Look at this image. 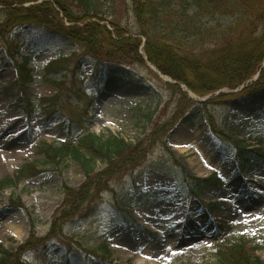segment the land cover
<instances>
[{"label": "rangeland", "instance_id": "rangeland-1", "mask_svg": "<svg viewBox=\"0 0 264 264\" xmlns=\"http://www.w3.org/2000/svg\"><path fill=\"white\" fill-rule=\"evenodd\" d=\"M201 1L210 0H158L161 15L157 29L149 33L161 34L166 40L172 36L171 41L176 46L178 41L187 53L212 49L234 21L211 17L199 9ZM96 2L105 24L115 21L134 35L142 32L134 0ZM4 22L0 12V29ZM0 36V155L11 154L7 169L0 170V245L17 254L16 264H25L21 246L33 230L40 238L58 235L48 252L40 248L27 254L26 264H65L69 253L82 254L87 264H95L97 256L111 264H136L137 260L144 264H219L220 252L240 241H252L264 261V159L253 153L261 150L264 154V106L249 108L251 98H241L239 106L207 105L193 123H171L180 95L145 60L129 67L110 64L103 83L95 84L91 81L93 62L87 60L78 77L75 69L82 52L72 56L76 50L61 48L43 31L25 28L8 37L0 32ZM25 57L32 58L34 82L27 84L24 103L18 105L3 88L17 78L15 62ZM62 58H69L70 69L54 75L64 82L62 90L57 100L43 103L58 92L45 80V68ZM27 102L35 104L32 113L25 107ZM52 109L57 115L48 116ZM76 118L98 136L116 135L137 145L136 157L141 160L134 169L121 167L120 175L110 182V191L94 196L74 220L56 227L58 210L65 203L64 187L81 188L86 178L72 161L58 168L45 165L39 147L63 143L69 136V121ZM168 122L172 127L163 140H153L155 130ZM240 148L245 151L241 153ZM203 163L207 169L198 167ZM27 165H37L41 174L17 179L18 171ZM104 167L99 162L96 171ZM209 177L218 185L205 187L191 180ZM8 179L14 185L3 189ZM250 190L258 193V200L243 212L241 204ZM185 206L194 207L195 222H205L201 238H194L197 243L191 247L177 248L171 240L161 245L165 237L184 232L177 227V218L179 208ZM235 210L243 212L240 217L230 216ZM16 226L21 228V239L14 232ZM155 228L158 232L151 235ZM185 229L187 236L189 228ZM174 248L177 255L171 252Z\"/></svg>", "mask_w": 264, "mask_h": 264}, {"label": "trees", "instance_id": "trees-1", "mask_svg": "<svg viewBox=\"0 0 264 264\" xmlns=\"http://www.w3.org/2000/svg\"><path fill=\"white\" fill-rule=\"evenodd\" d=\"M134 1L136 15L142 25L139 36L146 38L143 50L148 61L163 75L172 78L180 85H185L198 97L213 95L222 89L237 90L260 72L259 79L252 82L243 92L221 93L203 105L190 100L180 86L168 84L171 90L180 95L177 113L171 123L181 120L187 124L193 123L198 111L207 108V105L239 106L242 105L239 101L241 98H251L249 108L260 109L264 106V67H262L264 63V0L201 1L199 9L203 8V11L209 12L211 17H228L234 21L228 30L221 33L219 43L201 53H187L179 47L178 41L177 46L171 41L174 40L172 36L166 40L160 36L161 34L159 37L151 35L149 31L157 29L156 21L161 15L162 3L158 0ZM38 2L39 0H0L2 8L0 12L5 16L0 32L7 34L8 37L15 29L26 27L41 29L51 41L63 48H76L82 51L87 59L93 61L96 69L94 80L103 77L108 64L129 66L144 63L139 52L142 40L137 37L138 35L125 31L115 21L109 22L112 30L102 24L107 20L100 14L96 0H46L39 4ZM26 4L31 5L25 7ZM75 9H79V13ZM191 30L188 28V31ZM68 61V59L55 61L47 68L46 81L58 86L59 90H62L64 82L56 81L54 74L68 73L70 70ZM29 63L30 58H24L22 63L16 62L19 77L13 85L5 88V92L10 96L21 95V98L17 100L19 102H22L25 96L23 86L33 80L32 71L28 68ZM78 64L77 71L81 70L82 61L80 60ZM14 89L19 90L16 92L17 90ZM57 99L56 96L48 100ZM28 106L33 107L32 104ZM191 111L193 113L190 114ZM77 123H79L76 124L77 130L74 133L71 132L66 142L59 146L43 143L39 148L40 154L45 159V165L58 168L72 161L82 168L86 178L81 188L64 187L65 203L58 210L56 227L59 223L66 225L74 220L81 214L84 204L94 200V196L98 197L103 192L110 191V182L120 175L123 168L134 169L141 160L136 157L138 146L132 142L116 135L98 136L88 128L81 127L80 121ZM171 127L169 122L159 126L153 133L152 139L163 140ZM240 150L241 153L245 151L244 148ZM144 151L140 148V152ZM253 153L260 159L264 158L260 150H254ZM99 162H104L105 167L97 172ZM121 167L123 168L119 172ZM40 173L37 165H27L18 172L17 179L32 178ZM191 180L198 184L202 183L205 187L218 185L214 177L206 180L191 178ZM13 185L14 181L8 179L2 184V188H12ZM57 235L39 238L33 231L29 240L21 246L20 255L46 247ZM256 252L257 248L249 247V241H240L225 252H220L218 263L264 264ZM17 257L16 253L0 245V264H16ZM98 260L99 257L96 258V262L99 263Z\"/></svg>", "mask_w": 264, "mask_h": 264}, {"label": "bare ground", "instance_id": "bare-ground-1", "mask_svg": "<svg viewBox=\"0 0 264 264\" xmlns=\"http://www.w3.org/2000/svg\"><path fill=\"white\" fill-rule=\"evenodd\" d=\"M11 154H2L0 155V170L2 169H5L6 168V165H7V162L10 158ZM198 166V164H197ZM199 168H205L207 169L208 168V164L207 163H203V165H199L198 166ZM7 169V168H6ZM5 169V170H6ZM256 181V180H254ZM258 193L255 192V191H252L250 190L249 193H247L246 197L244 198V201H243V204H241L242 208H243V212H246L250 209V203L253 202L254 200H258L255 198V196L257 195ZM179 209H181V213L179 212V216L177 218V227L179 228H183L184 232L180 235H174V237H172L171 235H169L168 237H165V241L164 242H160L161 245L163 246H166V241L168 240H171V242H175V245L178 247L180 246H183V245H186L188 247H191L192 244L194 243V246H195V242L194 241V238H201V231L202 229L204 228V223L205 222H195V218L192 217V211L194 209V207H189V206H185V208L183 207H180ZM237 215L235 214H230V216H236V218L240 217L239 214L240 213H243V212H240L239 210H235ZM204 221L207 220V217H201ZM236 224V223H235ZM14 228V232L16 234V237L18 239H21V236L23 237L22 235V231H21V228L16 226V227H13ZM185 228H189V235H185L187 233V230ZM159 229V228H157ZM157 229H153V231H150V234L152 235L153 233H156L158 232ZM195 232V233H194ZM196 234V235H194ZM149 235V234H147ZM198 235V236H197ZM162 238V237H161ZM200 243V248H203L204 247V244L203 242H199ZM176 248H174L171 252L175 253L177 255V251H175ZM132 257V255H130V258ZM136 264H144V262L140 261V260H137L136 261Z\"/></svg>", "mask_w": 264, "mask_h": 264}, {"label": "water", "instance_id": "water-1", "mask_svg": "<svg viewBox=\"0 0 264 264\" xmlns=\"http://www.w3.org/2000/svg\"><path fill=\"white\" fill-rule=\"evenodd\" d=\"M200 102H205V100L204 101H200Z\"/></svg>", "mask_w": 264, "mask_h": 264}]
</instances>
